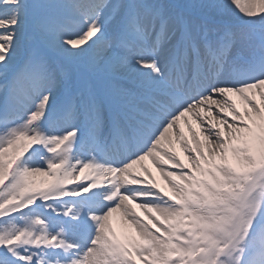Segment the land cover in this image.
Returning a JSON list of instances; mask_svg holds the SVG:
<instances>
[{
	"label": "snow or ice",
	"instance_id": "obj_1",
	"mask_svg": "<svg viewBox=\"0 0 264 264\" xmlns=\"http://www.w3.org/2000/svg\"><path fill=\"white\" fill-rule=\"evenodd\" d=\"M256 136L264 0H0V264H264V183L223 238L174 225Z\"/></svg>",
	"mask_w": 264,
	"mask_h": 264
},
{
	"label": "bare ground",
	"instance_id": "obj_2",
	"mask_svg": "<svg viewBox=\"0 0 264 264\" xmlns=\"http://www.w3.org/2000/svg\"><path fill=\"white\" fill-rule=\"evenodd\" d=\"M183 127L184 129L186 128L184 124ZM177 148L179 149L178 146ZM146 165L152 168L153 172L156 173V169L149 158L145 162H140L129 169L128 173L130 174L121 173L120 175H126V178L130 181L131 174L144 170ZM156 175L157 179H160L159 173H156ZM161 183H163L162 180ZM205 185L207 187L206 190L201 192L199 188ZM188 191L189 193H194L191 195V201L187 199L188 196L185 197L187 203L183 207L177 209L181 215L174 218V225L180 230L182 235L187 236L190 241L195 242V246L199 247L204 246L211 237L223 238L227 232L234 231V215L240 209L239 196L236 194H225L223 197L222 194H219L212 186H208L207 183H204V181L201 182V187H199L198 184H192ZM100 194L101 193L97 191L77 199L79 201L83 200L84 203L88 204V202L92 201V198ZM259 194L260 193H257L254 198L258 197ZM223 202L227 203L223 206L224 209H222ZM221 209L223 211L220 213ZM137 210L140 211L139 209ZM111 225L117 235L123 236L125 234V226L119 214H113ZM190 246L192 245H185V247Z\"/></svg>",
	"mask_w": 264,
	"mask_h": 264
},
{
	"label": "rangeland",
	"instance_id": "obj_3",
	"mask_svg": "<svg viewBox=\"0 0 264 264\" xmlns=\"http://www.w3.org/2000/svg\"><path fill=\"white\" fill-rule=\"evenodd\" d=\"M184 126H186L185 130L187 132V125L184 124ZM177 146L179 147V145ZM244 147L247 148L246 151L236 152L231 157L230 170L226 172L225 176H212V179L217 190L221 194H243L250 199L255 192L259 193L261 191V184L264 182L259 180L260 173L264 172V166L260 167L258 166V163L256 164L260 158L264 161V137L256 136L251 143ZM250 175H255V177L253 180L249 181ZM37 179H40V184L47 182L46 177H37ZM2 180L3 173L0 172V182H2ZM36 183V180H31L27 186L31 190ZM40 191L46 190L41 189ZM185 191L187 195V189H185ZM23 200L24 196L22 195L20 200L13 199L8 201L7 204H0V213H4L5 209L8 211L13 210L14 207L19 206ZM240 207L241 211L236 212L234 215L235 230L239 226L241 212L246 211L242 200H240ZM222 209H224V207H222ZM222 209L220 210V213L223 211Z\"/></svg>",
	"mask_w": 264,
	"mask_h": 264
}]
</instances>
